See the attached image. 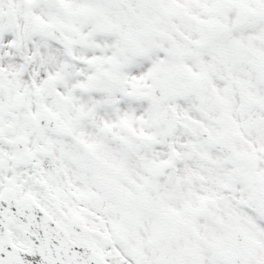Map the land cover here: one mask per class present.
<instances>
[{"label": "snow or ice", "instance_id": "1", "mask_svg": "<svg viewBox=\"0 0 264 264\" xmlns=\"http://www.w3.org/2000/svg\"><path fill=\"white\" fill-rule=\"evenodd\" d=\"M0 264H264V0H0Z\"/></svg>", "mask_w": 264, "mask_h": 264}]
</instances>
